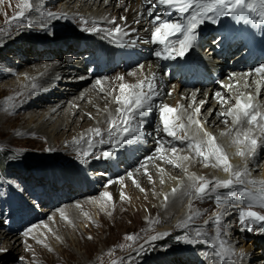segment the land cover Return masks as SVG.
<instances>
[{"label":"bare ground","instance_id":"1","mask_svg":"<svg viewBox=\"0 0 264 264\" xmlns=\"http://www.w3.org/2000/svg\"><path fill=\"white\" fill-rule=\"evenodd\" d=\"M48 1L50 0H31L34 10L31 12H27L23 19H12L17 15L18 12H14L11 15L9 14L8 17L6 16V23H11L12 27H14L16 31H20L19 33L14 32L16 33L14 40L16 44L20 43L21 47H23L27 44V42H32L35 39L38 40V38H42L43 36H46L47 39H52L55 31L61 27L65 29H71L76 34H78L76 36H81L82 38H86L89 40L80 38L81 40L76 39L75 41L68 43L69 46H65L62 43L63 45L60 47L57 45L50 46L44 43H40L39 46H44V51L39 49L36 54H43L50 57L56 55L57 57L60 55L61 50L65 47L68 49L69 53L61 56V58H63V62L61 60V62L55 61L54 63L37 65L33 67L32 70L22 71L18 75L20 79L17 81L13 79L9 82H0V104L3 102L1 104V109L5 114L8 115L7 116L3 113H0V129L4 128V121H14L16 118L20 117L19 115L23 113L26 107V110H28V106L30 107L31 102L35 103V101H38L41 103L46 99L47 96L51 94H58L55 91L56 89H58V84H67L68 86L60 88L63 94L65 96L73 94L76 95V98L73 99V101L69 105L70 108L64 110L62 117H55V120H57L55 126L49 127V125L45 123L46 121L50 122L52 120V117L49 113L52 111H56V109H54L55 106H50L48 107L49 111L43 112L41 115L39 113L40 125L39 127H37V130H41L39 131L41 134L39 132L25 133L30 134L26 136L27 139L42 140V142L39 144L40 151H62V154L65 157H73L75 156V154H77L78 151L82 152L83 150L88 149L87 140L85 139L82 141L81 137L90 136L92 133L90 132V135H88V133L81 132L76 138L72 139L73 141L70 142L71 145L73 144V146H71L69 143L64 147L63 138L65 137L66 132L69 131L70 128H72L71 125H75L81 121H84L87 115L93 114L90 112L95 111L97 124L94 125V128H92V130L96 128H102V126L104 125H106L108 128L110 119L118 115L116 112L118 105L115 103V96L119 94V84L123 82L129 85H134L138 81L145 79V77L154 75L156 92L158 93V95H155L154 100L149 102L153 106V110L151 112H145L144 116L139 120V123L142 125V131L139 138L132 143H122L121 146L116 149H112L111 143L100 144L99 139L97 138L93 140L92 148L90 149V151L93 153V156H102L97 162L98 165H105L107 167L108 175L106 184L108 186L104 188V191H108L113 197L121 196V192L125 193L124 199L129 207H131V212L133 213V215L136 214L137 216H142V218L144 217L146 219L144 221H148L150 229L152 226L157 225V235L153 236H161V234L167 233L166 231H170L172 228L165 229V227L168 226L170 222L172 223L170 227L174 226L175 224V228L172 229V232L174 234L195 236V228H199L200 230L206 232V234L203 236L204 240L206 241L205 245L214 250L213 247L210 246V244L219 243V241L216 239V229L212 228L214 224L211 223L214 217L207 220L210 221V223L207 224V227H211L210 232H208L207 227L200 226L197 223H188L187 213L189 211H187V213L183 211L181 212V208L191 209L193 206L192 203L200 205L205 211L203 216H201V212L194 213V215H192L195 217L194 219H201L203 217H206L209 212V210L207 209V204L204 203V200L196 198L194 189L190 187L193 183L197 184L198 186L201 182L198 180L189 179L190 176H198H196L197 171H195L197 169V163L194 161V157L196 155L194 151L187 148V143H194L196 140H204L206 138L204 137L203 132H200L198 129H196L195 125L186 127L185 129L177 128V135L183 137L184 133L187 132L188 136L192 138L191 141L186 140L181 143V141L172 139L171 137H167L162 131V125L158 116L159 110H155V104H159V106L167 104L169 106L177 108L178 113L181 115V120L177 121V123H183L186 126L188 125V116H192L194 119L197 118L195 108L199 107L200 113L198 115V119L201 121L204 131H207L215 137L217 145H219L223 149L224 154H226L229 158V162L232 165V170L242 172L246 170L248 175L244 177L245 180H252L257 182H259V180L264 181V167L260 178H258L256 175H253L254 170H256V161L264 158L263 155H261L264 148V138L263 136L262 138L260 137L262 135L261 130L258 127L248 125L246 120L241 124L234 125L232 123V117H225L220 115V113L226 112L228 108L235 105V101L238 96H240L244 102H248L247 97L250 96L251 103L254 105L255 109L264 114V98L260 99L261 96H264V70H261L259 72L257 71V69L261 68V66L264 65V60H262V62H260V64L256 66V69L254 71H251L250 73H242L232 70L226 72L222 69V80L220 79L217 83L218 85H214L215 88L213 89H211L212 87L210 85L206 86L205 90L200 88L198 89V87H202V85H197L196 89L178 88L173 83H170L169 85L167 83H164L166 79L157 77L159 68V61L157 60V56L155 55L157 49H153L152 46H154V44L149 42L151 37L150 30L152 29V26L150 25V21L146 20L145 14V11L146 13H149L151 9L148 8L145 10V7L141 4L145 3V5H149L150 3L148 2V0H120L119 2L117 1L118 3L116 5L110 8L106 7L107 9L102 8V6L105 4H111L106 1L102 2L99 5L92 3L90 0L89 2L84 0H75L76 2H74V0H71L67 1V3L71 4L74 2V5L72 7L70 6L71 8H65L63 9V12H56L57 16L60 17L59 19H51L45 16L46 12L43 5L48 4ZM5 2L8 3L10 1ZM157 7L161 8V6ZM12 9H14V6L9 8L7 12ZM38 16L43 17L44 21L38 19ZM121 17H124L125 19L122 20ZM111 20H115L116 24L122 26L123 31L120 35L122 43L120 44H114L111 40L105 38L103 31L100 33L91 34L87 31H81L82 27H91L94 23L101 29L113 28L115 25L109 23V21ZM82 21H87L88 24L85 25L82 23ZM227 23L231 25L228 27V33L230 34L237 21L229 17L227 19ZM216 27L217 26L214 23L206 21L205 25L203 26V31H212L213 29H216ZM200 30L201 27L198 29V32H200ZM5 35L10 34L0 32V46L3 44H8L10 42L7 38L3 39ZM227 39L230 43V45L228 46V48L230 49V47L235 44H232L233 39H231V35H227ZM94 40L95 42H93ZM204 44H207V46L203 49L205 50V52L201 49ZM212 45L216 46V43L212 41L206 42L203 39H199L195 46L187 52L189 53L188 58L191 62L193 54L199 52L200 50L201 54H204L203 57H206L204 60L195 61L196 65L200 67V76H197L198 73L194 72L193 74H191L193 78L199 79L200 77H203L204 71L207 70V66L212 68H222V63L212 58L217 53L214 52L215 47H212ZM88 47L91 48L92 51L86 50ZM82 50H86V52L81 54L80 52ZM242 53H244V51L237 54L232 59V61H236L241 58ZM74 54L78 55L74 56ZM186 54L184 57H177L174 60L178 63L186 64L188 63ZM150 57H153L155 60H149ZM134 59H140L139 63L144 66L142 70L137 67L134 72L125 75V72L123 73L122 70L120 71V69H117L119 70L117 74L111 73L110 75H107L110 77L112 76L113 79H109L108 77L107 80L99 79L101 80L100 85L96 84L97 79L90 85H86L90 80L88 71L91 69V67H89V70L85 71V73H87V76L80 75V73H78V71L81 70V64H79V62H95L100 65H110V68H113L116 63L119 64L122 61L124 69L127 68L130 64H133ZM241 63L243 62L238 61L239 65H242ZM186 67L193 68V66L190 65ZM3 77L8 78V75H4L1 78ZM119 77H123V80H119ZM105 81H107L106 84H104ZM33 85H35V87H33ZM114 89L116 91H114ZM76 90H80V92L76 93ZM165 90H168L167 94L164 93ZM180 90L181 93H179ZM101 93H104L105 99L104 97H100ZM216 93H220L221 97L226 98L229 103L223 104L221 97H218ZM16 94H19L17 98L8 100V98H11ZM212 95L215 98H212ZM40 105L41 104L39 103L37 104V106ZM30 119L33 118L30 117ZM260 123H264V121H260ZM12 125L13 124H10V126ZM224 126L226 127L225 129H223ZM16 130L19 131L21 129ZM248 130H251V137L256 138L259 144L254 157L251 158L247 156L246 143H243L242 149L238 147L239 145L234 143L237 138L243 140V134ZM102 132L105 133L104 138L109 139L106 134L107 130H104ZM217 132L218 136L215 135L217 134ZM34 133L40 134L42 137L38 135H32ZM237 133H239V136H237ZM155 138H164L166 140V147L171 143L172 140H174L173 143L170 144L171 146L168 149L172 148L173 145H177L178 151H180V145L181 147H183L184 153H173L171 155V153L164 152L163 149L160 153H157L155 149L158 147V145H155L154 142H149L150 140L154 141ZM109 150L112 151V155L109 158L104 159L103 152ZM152 150H154V153L150 155ZM238 150L245 151V156L242 157L237 155L236 153ZM161 156L166 157V159H160ZM178 156H188L189 160L184 161L177 159ZM143 157H151V159H146V162L143 163L139 162L140 165H138V162L131 163L132 158L138 159ZM74 159L77 165L84 172H88L89 168L95 165L94 163H89L91 157L85 163H81L77 159V157ZM167 159H171L174 164H179L180 166L176 167L174 166V164L167 163ZM197 159L198 161H202V158L197 157ZM208 163L218 171L217 173H215L216 177L205 174V171L200 172L202 173L201 177H204L205 180L214 181L220 179V181H223L229 178L230 175H226L229 173L224 172L222 166H214L216 164L215 160H210ZM132 165H138L135 169H133L134 171H130L128 169ZM172 167L173 169L176 168V170L181 171L182 176L173 178L172 176H175L173 175L175 174V172L172 171ZM145 169H147V174L145 173ZM130 172L132 173L135 181L140 185L141 188L144 189L143 192L140 191V188L136 187V185L133 183V180L128 177V173ZM66 174L67 173H65L64 171H55V173L49 174L51 176L53 175L57 179L67 180L70 183L69 186L63 185L60 187V189L56 190V196L57 198L64 197V192L75 190L76 193H72V197L74 199L78 198L83 192L82 185L84 181L82 179H79L77 176L73 177V175L72 179L68 180L66 178ZM149 175L151 176V182L149 180ZM96 176H100V174L98 173L96 174ZM121 177H123V180L120 179ZM49 179L51 180V177H49ZM109 181H112V183L109 184ZM253 186L256 187L255 189H258L260 187L259 184ZM172 189H176L175 194L172 193ZM191 191H193L192 194ZM166 195L168 197L167 201H165L164 199ZM206 196L207 199L212 200L210 199L209 194H207ZM186 197H188L189 200H187ZM151 200L154 202V204L150 202ZM87 201H89V199L80 202L82 204V207L87 208L94 205L93 203H89ZM223 209L224 208H221V210H219L218 212H222ZM51 211L52 210L45 209L43 213ZM230 212H223L221 236L224 240H226V238L222 234L227 228L229 229L228 224H226L225 222L226 219L230 217ZM76 215H78L76 209L67 210V212L64 213L63 216L60 214L59 217H56L53 220V228H57V230L55 229L56 236L48 237L45 234L52 229V226H50L47 227L46 231H42V233L39 234V236L36 238V241H38L37 245L42 249V252L45 251L47 255L48 253H50V257L48 256L49 259L47 260V264H86L85 260H87L88 264H90V262H96L95 253H97L96 250H98V248H96V243L99 242V244H101L100 240L95 239L90 242H82L83 251L82 254H79L77 252L75 242L73 245L75 246V248H73L71 245V241L63 234H61L58 230L59 227L63 226L64 224H60V222L65 221V219L71 220L75 218ZM172 217L173 220L171 221ZM236 227H239L241 230L237 231L235 229ZM236 227L234 225H231V229L233 230L229 229L228 234H233V232L239 234V232L241 231H248L241 228L239 225H237ZM252 232L255 239L260 238L261 240L259 244L260 247L255 252V255L263 257L264 230L257 229L253 230ZM57 233L59 234L60 238L58 237ZM168 235L169 233H167L166 237ZM112 236H117V234L113 233ZM153 236H150L149 238L151 239V237ZM238 236L240 237V235ZM117 237L119 239H123L124 235H119ZM45 238H47V240L55 239L56 246H54V248H47L48 250H44L45 246L43 243ZM107 239L108 238H105L103 243H105ZM139 240H136L130 244L128 251L131 252L129 255H127L125 258H121L114 264H183L185 262H188L189 258L185 257H182V259L180 260L182 262L180 263H178L176 259H171L169 256L171 254H176L172 252V250H175L174 248H161L159 251L155 250L152 254L155 257H151V259L155 260V262H144L143 258L148 255L145 252V249L148 246L154 244L156 246H159L162 242V238H158L150 243L147 242L145 243V245H138ZM19 243H16V241H12L8 242V245H6L10 248H13L14 244L18 245ZM191 245H195V243H191ZM241 250L239 251L238 248L239 252H241ZM230 253L226 254L225 260L220 261V264H255L251 263L255 258L252 256V254L245 255L243 252H241L245 256L239 258V255L238 257H236L235 255V259H231V257L228 256ZM201 256L203 257V260L209 261L210 264H214L216 260L214 254L209 255L205 252H202ZM190 261H192L190 262L191 264H194L193 260ZM256 264H264V258L263 260H259Z\"/></svg>","mask_w":264,"mask_h":264},{"label":"rangeland","instance_id":"2","mask_svg":"<svg viewBox=\"0 0 264 264\" xmlns=\"http://www.w3.org/2000/svg\"><path fill=\"white\" fill-rule=\"evenodd\" d=\"M5 1H10V2L7 3ZM67 1H71V0H50L47 2L48 4H44L43 7L46 13L52 12L56 14L57 11L63 12V9L69 8L70 6L72 7L74 5V2H76L77 0L76 1L74 0L72 4L67 3ZM84 1L89 2V0H84ZM90 1L92 3L99 5L104 1L111 3L102 6V8L107 9L106 7L110 8L116 5L120 0H90ZM141 4L145 7V10L148 8L151 9V12L153 13L152 16H150L149 13H146V11L145 14H146V20H149L150 25L153 27L151 21L154 18L155 14L160 13L158 9L159 7L158 8L152 7L151 4L149 5H145V3H141ZM13 6L14 9L7 12V10ZM21 8H22V0L19 1L2 0V3L0 2V9H2L0 10V32L10 34V35H5L3 37V39L4 38L9 39L8 41L10 42L8 44L5 45L3 44L0 46V82L2 83L3 81L9 82L13 79L15 81L19 80L20 77H18V75L22 71L32 70L33 67L37 65H41V64L43 65L45 63H54L55 61L61 62V60L63 62V58H61V56H64L66 53H69L68 49L65 47L61 50L60 55L57 57L56 55L50 57L43 54H36V52L39 49L44 51V46H39L40 43H44L50 46L57 45L59 47L62 46L63 44L65 46L66 45L69 46L68 43H71L76 39L82 38L81 36H76L78 34H76L73 30L65 29L61 27L55 31L52 39L51 38L47 39L46 36H43L42 38H38V40L35 39L32 42L29 41L25 46L21 47L20 43L16 44L14 42L15 34L19 33L20 31H16V29L12 27L11 23H6V18L8 17V15L9 14L11 15L14 12L21 11ZM37 18L44 21L43 17L38 16ZM82 39L89 40L86 38H82ZM93 42H95V40ZM206 45H203L201 49L203 50ZM229 45L230 43L228 44V46ZM86 50H91V48L88 47ZM86 50L85 51L82 50L80 53L83 54L84 52H86ZM203 51L205 52V50ZM217 54H219L221 57V54L219 52H217L215 55ZM74 55L76 56L78 54H74ZM194 55L200 58H203L204 56V54H201V50L199 52L194 53ZM235 56H233L232 59ZM213 59L218 61L221 60V58H216V57ZM149 60L153 61L155 59L153 57H150ZM139 62L140 59H134L133 64H130L127 68L124 69H123L122 61L119 63L122 65L117 64L113 68H110V65H101L105 67L103 72L96 71L92 75H89L90 80L86 85L87 86L90 85L96 79H104V80H107L108 78L113 79L112 76L110 77L107 75L108 74L110 75L111 73L117 74L119 72V70L117 69H120V71L122 70L123 73L125 72V75L134 72L137 67L142 65ZM79 64H81L80 65L81 70L78 71V73H80V75H85V76H87V73H85V71L89 70V67H92L91 64L100 66V64H97L95 62L89 64V62L87 61L79 62ZM230 69L231 68H228L225 71L228 72L230 71ZM237 71L246 73L248 72V69L242 71L237 70ZM4 75H8V78L6 77L1 78ZM157 77L158 78L162 77L163 79H166L164 83H167L168 85L170 83H173L178 88L196 89V86L189 88V87H185L182 84H177L176 80L167 81L168 80L167 76L164 75V73L162 74L160 65L158 68ZM178 80L179 79H177V81ZM106 83L107 81L104 82V84ZM208 85L212 87L211 89L215 88L213 83L207 84V86ZM57 86L58 89H56L55 91L58 94H51L47 96L46 99L41 103L38 101H35V103L31 102L30 107L28 106V110H26L27 109L26 107L23 113L19 115L20 117L16 118L14 121H9V120L4 121L3 127L5 129L4 128L0 129V240H2L0 241V264H47L48 263L47 260L50 257L49 256L50 253H48L47 255L45 251L42 252V249L39 248V246L37 245L38 241H36V238L39 236V234L42 233V231H46L47 227L50 226H52V229L49 230V232H46L45 234L48 237H55L57 228H55L56 230L53 228L54 218L59 217L61 213L64 214L67 212V210H72V209H76L78 215H76V217L71 220L65 219V221L60 222V224L62 223L64 224L63 226L59 227L58 230L60 231L61 234H63L71 241V245L73 248H75V246H73L75 242L77 247V252L79 254H82L83 251L82 242H90L95 239L100 240L101 244H99V242L96 243L97 244L96 248H98V250H96L97 253H95L96 262L95 263L90 262V264H114L115 262L119 261L121 258H125L127 255L130 254L131 251H128V248L132 242L140 239L138 245H145L146 242L148 243L152 242V240L149 238L150 236L157 235V231H156L157 225L152 226L150 229V225L148 224V221H144L146 219L144 217L142 218V216H137L136 214L133 215V213L131 212L132 210L131 207H129L125 199H121V196H117V197L112 196V200L108 201L105 197L101 195V193L104 192V188L107 183V175H108L107 167L105 165L97 164L99 160L97 159V157L101 158L102 157L101 155L92 156L89 163H94L95 165L93 167H90L88 172H84L74 161L75 160L74 158L77 157L75 152H74L75 156L65 157L62 154L63 153L62 151H57V152L40 151L39 144L42 142V140L26 138V136L30 134H27L25 132L41 131V130H37V127H39L40 125L39 122L40 115L43 112L49 111L48 107L55 106L54 109H56V111H52L49 113L50 116L52 117V120L50 122L46 121L45 123H47L49 127L55 126V123L57 121L55 120V117L56 116L62 117L64 110L69 109L70 108L69 105L71 104L73 99L76 98V95L73 94L66 96L63 94L60 88L68 86L67 84L60 83ZM205 87L206 85L203 88L198 87V89L200 88L205 90L206 89ZM75 92L78 93L80 92V90H76ZM164 93L167 94L168 90H165ZM179 93H181V90L179 91ZM18 95L19 94H16L13 97L8 98V100L15 99L17 98ZM100 97H104L105 99L104 93H101ZM211 97L215 98L213 95ZM262 98H264V96L260 97V99ZM38 103L41 104L42 106L41 105L37 106ZM1 104H0V113L5 114L1 109L2 107ZM155 105L159 106V104H155ZM156 106H155V110L157 111L158 107ZM90 113L93 114L87 115L84 121H81L75 125L74 124L71 125L72 128H70L69 131L66 132V135L63 138L64 147L67 146L71 141H73L72 139L76 138L81 132H85L88 133V135H90L92 128H94V125L97 124V119L95 114L96 112L94 111ZM30 117H32L33 119H30ZM74 121H75V117H74ZM10 124L13 125L10 126ZM106 128L107 126L104 125L102 126V128L99 129L104 131L107 130ZM225 128L226 127L224 126L223 129ZM16 129H21V130L17 131ZM40 134L34 133L32 135H38L42 137ZM261 134L262 135L260 137L262 138L263 136L264 138V131H261ZM215 135L218 136V132ZM157 140H163L164 148L167 149L171 146L170 144H172L174 141L172 140L167 147L165 145L166 140L164 138L161 139L155 138L154 141L150 140L149 142L150 143L154 142L155 145H157L156 143ZM242 145L243 143L239 144L238 147L242 149L243 147ZM71 146H73V144ZM173 147L177 148V145H173ZM179 147H180V151H178L177 153H184L183 147H181L180 145ZM164 148H162L164 152L171 153L170 152L171 148L169 149V151H165ZM153 153L154 150H152L150 155ZM172 154L173 153H171V155ZM261 155H263L264 157V148ZM146 158L147 157L138 158V159L132 158L131 163L133 162L143 163L146 162ZM194 161L197 163V169L195 170L197 171L196 176L201 177L202 173L200 172L205 171V174L216 177L215 173H217L218 170L214 169L212 165L209 164L208 167H205V162L203 160L198 161L197 156L194 157ZM263 162H264V158H261L260 160L256 161V165H255L256 170H254L253 175H256L258 178H260V175L263 171V167H264ZM140 163L138 165H140ZM138 165H132L128 169L130 171H134L133 169H135ZM55 171H64L65 173H67L66 178L68 180L72 179V175L73 177L77 176L79 179H82L84 181L82 185L83 187L82 194L78 198L74 199L72 197V193H76V191L72 190V191L64 192L63 193L65 195L64 197L57 198L55 191L60 189V187L63 185L69 186L70 183L67 180L57 179L53 175L52 176L49 175L51 173H55ZM172 171L175 172V174H173L175 176H172L173 178H178L179 176L180 177L182 176L181 171L176 170V168L173 169L172 167ZM98 173L100 174V176H96V174ZM226 175L229 176V174ZM49 177H51V180L49 179ZM228 179H230V176L226 180ZM239 187L240 186H237L234 189H217L216 191L208 192V194L210 195V199L212 200L207 199V196L202 199L204 200V203L207 204V209L209 210L208 214L206 215V217H203L201 219H193L190 224L197 223L200 226L207 227L205 221H207L208 219H212L215 216V214L218 213V211L221 210L222 208L221 206L218 205L216 197H223L229 194L230 192L237 191ZM243 187L252 191L257 190L255 189L256 188L255 186L249 185L247 183H245ZM192 192L193 191H191V194ZM212 196L214 199L212 198ZM87 199H89V201L87 202L93 203L94 205L84 208L82 207V204L80 202L85 201ZM186 199L189 200L188 197H186ZM150 202L154 204L152 200ZM225 203H226V210L223 209L222 212L226 213L228 211L229 212L232 211L230 212V217L226 219L225 222L226 224H228L229 229H231V225H234L235 227L239 225V221L237 217L238 211L241 207H244L245 205L240 201L225 202ZM192 205L193 206L191 209L181 208V212L183 211L187 213V211H189L187 213L188 217L194 215V213H200V212H201V216L204 215L205 211L200 205H197L195 203H192ZM45 209L52 211L43 213ZM251 210L258 212L261 215H264V208H260L258 205L254 206ZM50 216L53 219L49 220ZM172 220L173 217L171 218V221ZM171 224L172 223L170 222L169 225L165 227V229H169V228L174 229L175 224L174 226L170 227ZM33 225H35L37 228L36 227L33 228L32 232L29 235H24L23 233L25 232V230ZM212 228H215V225H213ZM172 229L170 231H166L167 233H169L167 237L166 235L160 236V238H162V242L159 246H156L154 244L148 246L145 249V252L149 256L146 255V257L143 258L144 262H149V261L151 263L155 262V260L151 259V257H155L154 255H152L155 250L159 251L161 248H166V249L174 248L175 250H172V252L176 254L175 255L171 254L169 257L171 259H176L178 263L182 262L180 261L182 257H185V258H189L190 260H193L194 264H210L209 261L202 259L203 257L201 256V254L202 252H205L209 255H213L214 250H212L211 248L205 245L206 241L204 240L203 236L197 238L196 236L174 234L172 232ZM196 229L199 228H195V230ZM207 229H208L207 231L210 232L211 227H207ZM229 229L227 228L222 235L225 236L226 240L229 242V247L232 249L233 253L231 252L228 255L231 257V259H235V255L236 257H238L239 255V258H241L245 255L252 254V256L255 258L252 260L251 263L256 264L258 263L259 260H263L264 256L259 257L258 255H255L256 254L255 252L260 247L259 246L261 242L260 238L255 239L252 234L253 233L252 231H247V232L241 231L239 232V234L233 232V234H230L231 235L230 236L228 234ZM235 229L237 231L241 230L239 227H236ZM200 231L206 234L205 231L203 230ZM113 233H116L117 236L124 235V237L123 239H119L117 236H112ZM238 235H240V237ZM128 236H132L134 237V239L133 240L126 239V237ZM58 237L60 238L59 234ZM105 238L108 239L105 243H103ZM189 240L191 241L190 243L186 242ZM12 241L13 242L16 241V243L19 244L18 245L14 244L13 248H10L9 246H7L8 245L7 243ZM191 243H195V245H191ZM43 244L45 246L44 250H48L47 248H54V246H56V240L55 239L47 240V238H45ZM238 248L239 251L243 249L241 250V252H243L245 255L239 252ZM215 258L216 260L214 264H220V260L216 256ZM189 259L188 262H185L183 264H191L190 262L192 261H190ZM85 261H86L85 263L88 264L87 260Z\"/></svg>","mask_w":264,"mask_h":264},{"label":"snow or ice","instance_id":"3","mask_svg":"<svg viewBox=\"0 0 264 264\" xmlns=\"http://www.w3.org/2000/svg\"><path fill=\"white\" fill-rule=\"evenodd\" d=\"M2 2V0H0ZM148 2L153 6H163L165 11L163 13H157L154 15L151 23L153 24L150 37V43L154 45L162 46L160 51H156L155 55L158 58L165 60H174L177 57H184L185 54L192 49L198 38V28L206 21L216 23L220 18L231 17L237 22L244 20L245 23H251L254 27H260L264 25V0H148ZM33 3L31 0H22L21 11L17 13L13 20L23 19L27 12L33 11ZM175 14L179 17L178 21H173L170 17ZM149 15L152 16L153 13L149 11ZM47 18L59 19L60 17L57 14L52 12L45 13ZM169 18H165V17ZM251 17H256V19H251ZM121 19H125L121 17ZM183 21V22H179ZM83 24L87 25V21H82ZM115 25L110 29H101L95 23L91 27H82L81 31H87L91 33H100L103 31L105 38L111 40L114 44L122 43L120 35L123 31L122 26L116 24L115 20L109 21ZM173 37H176L173 39ZM139 68L142 70L143 65H140ZM264 70V65L257 71ZM119 80H123V77H119ZM96 84L100 85L101 80L97 79ZM35 87V85H33ZM114 91H116L114 89ZM119 94L115 96V103L118 105L116 112L117 116L110 119L107 128V136L109 139H105V133L101 129L96 128L91 130V135L88 137H81V140H87L88 149L83 150L82 152H77V159L81 163L87 162V160L93 156V153L90 151L92 148L93 140L99 139L100 144L111 143L112 149L119 148L121 144L132 143L137 140L142 131V125L139 123L140 118H142L145 112H151L153 106L149 103L154 100L155 95H158L156 92V83L155 77H145V79L138 81L134 85H129L121 82L119 84ZM171 94V93H169ZM218 97H221L220 93H216ZM222 103L227 104L229 101L221 97ZM248 102H244L240 96L236 98L235 105L227 109L226 112L220 113L221 116L232 117V123L234 125L241 124L246 120L247 124L250 126L258 127L261 131H264V114L256 110L254 105L251 103V97H247ZM203 103V102H202ZM159 110V120L162 125V131L167 137L181 141H191V137L188 136V133L185 132L184 136L181 137L177 135V128L185 129L186 127H191L192 125L196 126L200 132H203V135L206 139L196 140L194 143H187V148L194 151L195 155L205 162V167L209 166L210 160H215L216 164L214 166H222L223 171L229 173L230 178L228 180H216L208 181L204 177H194L190 176L189 179L202 181L197 184L193 183L190 187L195 190V197L203 199L208 192L216 191L217 189H234L237 186H240L237 191L230 192L229 194L223 197H216L218 204L226 210L225 202H234L240 201L245 206L241 207L238 211V221L241 228L248 231L253 230H264V215L259 214L256 211L251 210L254 206H259L264 208V181H252L245 180L244 177L248 175L247 171H233L232 165L229 162V158L224 154L223 149L217 145L215 137L212 136L207 131H204L201 121L198 119L200 113V108H195V113L197 118L188 116V125L186 126L183 123H177L181 120V115L178 113L177 108L169 106L167 104L163 106H156ZM227 122V121H225ZM251 130L245 131L243 136L244 139H236L235 144L239 145L242 143L247 144V156L249 158L254 157L259 144L256 138L251 137ZM239 136V133H237ZM79 143V142H77ZM158 147L155 149L157 153L162 151L164 148L163 140H157ZM165 151L169 149L164 148ZM171 153H177L178 149L172 147L170 149ZM237 155L245 156V151L238 150ZM112 155V151L103 152V158L107 159ZM99 159V157H97ZM151 159V157L146 158ZM160 159L164 160L166 157L161 156ZM177 159L187 161L189 160L188 156L177 157ZM169 164H174L171 159L166 161ZM174 166L179 167V164H174ZM147 174V169H145ZM128 177L133 180V183L136 187L140 188V191H144L143 188L135 181L132 176V173H128ZM123 180V177L120 178ZM149 180L151 182V176L149 175ZM109 184L112 181L108 182ZM259 184L260 187L256 191L249 190L243 185ZM211 185V187H210ZM108 185L106 184L105 187ZM176 189H172V193L175 194ZM108 201L112 200V196L108 191L101 193ZM125 198V193L121 192V199ZM167 195L164 197L167 201ZM63 216V213H61ZM222 217L223 212H218L215 214L214 219L211 221L215 225L216 229V239L219 241L218 244H210L214 249V255L220 260L223 261L226 258V254L232 252V249L229 247V242L224 240L221 236V226H222ZM194 216H189L188 221L194 219ZM53 219L51 216L49 220ZM210 223V221H205V224ZM187 226V225H185ZM36 226L33 225L25 230L24 235H29L33 228ZM167 235L161 234V236ZM199 229L195 230V236L197 238L204 236ZM160 238V236L151 237L152 241ZM128 240H133L134 237H126ZM186 242H191L186 241ZM147 243V242H146ZM143 247V246H142Z\"/></svg>","mask_w":264,"mask_h":264}]
</instances>
